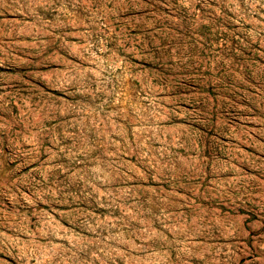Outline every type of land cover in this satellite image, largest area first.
<instances>
[{"label":"rangeland","instance_id":"obj_1","mask_svg":"<svg viewBox=\"0 0 264 264\" xmlns=\"http://www.w3.org/2000/svg\"><path fill=\"white\" fill-rule=\"evenodd\" d=\"M0 264H264V0H0Z\"/></svg>","mask_w":264,"mask_h":264}]
</instances>
